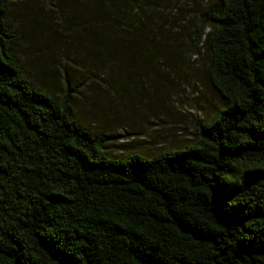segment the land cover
I'll return each instance as SVG.
<instances>
[{
	"label": "trees",
	"instance_id": "1",
	"mask_svg": "<svg viewBox=\"0 0 264 264\" xmlns=\"http://www.w3.org/2000/svg\"><path fill=\"white\" fill-rule=\"evenodd\" d=\"M15 1L0 0V264H264V0L200 12L192 39L223 105L152 157L103 151L72 113L67 69L132 89L162 65L178 0H42L54 18L29 24L63 48L57 99L25 76Z\"/></svg>",
	"mask_w": 264,
	"mask_h": 264
},
{
	"label": "rangeland",
	"instance_id": "2",
	"mask_svg": "<svg viewBox=\"0 0 264 264\" xmlns=\"http://www.w3.org/2000/svg\"><path fill=\"white\" fill-rule=\"evenodd\" d=\"M213 2L178 0L179 10L173 8L171 14L165 10L166 30L172 34L160 45L166 49L157 57L162 65L135 79L132 89L119 88L118 81L111 85V79L114 82L116 78L110 72L95 73V77L101 76L97 80L88 72L67 69L70 94L74 95L72 113L79 123L106 137L104 152L113 157H152L185 147L192 142L196 122H207L222 107L209 88L206 54L201 44L195 49L196 40L192 39L203 24L200 12ZM11 7L10 19L21 37L18 54L25 76L55 99L61 97L65 55L59 51L63 48L29 24L45 15L54 18L53 5L42 0H16Z\"/></svg>",
	"mask_w": 264,
	"mask_h": 264
}]
</instances>
